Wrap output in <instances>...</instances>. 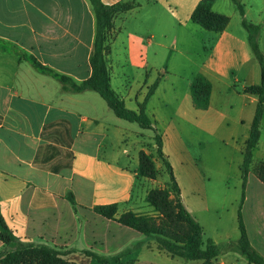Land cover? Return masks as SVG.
I'll return each instance as SVG.
<instances>
[{"label": "crops", "instance_id": "0c3cea01", "mask_svg": "<svg viewBox=\"0 0 264 264\" xmlns=\"http://www.w3.org/2000/svg\"><path fill=\"white\" fill-rule=\"evenodd\" d=\"M204 1L102 0L106 6L134 4V9L113 17V33L126 34L131 56L138 45L146 51L156 47L155 55L161 52L168 61L147 103L156 128L167 124L182 129L188 125L191 106L207 126L223 127L226 136H237L226 144L235 145L243 154L258 104V97L244 89L260 84L261 66L233 0H212V12L230 18L220 33L193 20ZM241 1L246 19L262 25L259 46L264 53V0ZM96 36L97 21L89 0H0V217L15 238L9 246L0 241V253L24 244L46 245L72 249L76 252L71 255L79 260L85 259L83 251H92L107 258L118 256L119 264H205L172 256L117 221L131 211L130 201L139 181L138 162L134 159L135 166L122 164L113 148L105 152L103 148L105 142L113 147L108 142L127 141L122 128L125 120L111 109L116 119L109 117L94 105L90 93L95 91H65L59 81L38 72L30 62L33 56L61 74L84 81L92 76L90 60ZM179 60L188 62L184 74L173 71ZM197 75L212 85L208 110H196L193 104L191 84ZM147 90L140 97L137 92L125 94L134 97L135 110L137 103L144 102ZM155 104L158 110L150 111ZM186 109L189 112L183 113ZM211 114L216 115L213 122L206 120ZM166 132H160L163 149L175 173L172 153L176 145L184 143V137L178 132L170 137ZM71 194L76 208L68 199ZM183 203L205 236V227L184 198ZM111 204L119 206L115 218L93 211ZM241 211L250 242L264 257V193L250 199L249 181ZM208 240L218 247L216 237ZM239 242L222 250L218 247L219 256L208 264H251L240 254ZM89 264L100 263L90 259Z\"/></svg>", "mask_w": 264, "mask_h": 264}, {"label": "rangeland", "instance_id": "374dc122", "mask_svg": "<svg viewBox=\"0 0 264 264\" xmlns=\"http://www.w3.org/2000/svg\"><path fill=\"white\" fill-rule=\"evenodd\" d=\"M110 35L111 39H113L111 45L112 53L109 60L112 85L115 91L119 93L120 98L122 100L125 98L127 107L135 110L134 97H125V94L132 91L137 92L136 97H140L148 86L151 87L158 78H163L161 72L165 70L164 68L168 61L161 52L155 55L156 47L151 51H146L143 46L138 45L136 54L131 56L126 34L117 31L116 35H114L112 29ZM175 64L174 73L184 74L188 70L186 67L188 62L185 60H179ZM172 77L175 78V76ZM175 79L176 81L179 80L178 78ZM90 94L93 95L92 102L94 105L101 110L104 109V114L107 116L116 119L115 112L99 94L95 92ZM155 105L151 106L150 111L158 110V105ZM165 112L170 113L171 111L167 110ZM182 112L188 113L189 111L186 109ZM196 114L197 112L193 111L190 106L188 125L183 126L182 129H178V127L175 129V127L167 124H158L157 126L159 132L165 133L167 131L166 134L169 135L170 133V137L171 133L175 135L177 132L184 137V143L180 146L176 145L174 147L175 153H172L176 168L175 175L184 192V202L205 227L204 240L207 241L210 237H216L218 247L222 250L227 245L237 244L241 237L238 229V213L240 209L239 203L242 199V167L245 150L242 154L238 148L234 147L235 145L228 146L226 142H232L233 139L237 140V136L232 138V135L226 136V130L223 127L213 129L207 126V122ZM215 119V114L206 117V120L212 122ZM105 120L108 119L105 118ZM122 123V128L127 134V141L123 143L108 142L113 147L107 146V142H105L103 151L113 148L114 152L120 155L122 164L127 163L135 166L136 162L134 159L137 160L139 181L134 188V194L130 201V212L154 218L156 223L160 224L161 221L167 218L163 211H158L150 204L151 193L161 190L166 194L163 201L165 205L161 208L163 210H171L177 213L178 206L164 161L157 151V145L154 140L155 134L149 129L140 127L137 123H131L126 120L122 121ZM239 135L242 136L243 133L240 132ZM240 144L241 142H238V145ZM141 151H144L148 157V163L145 162L146 166L143 165L145 171L139 168V154ZM251 167L248 177L249 198L255 199L260 193H264V184L260 179V176H264V143L262 142L254 150V160ZM225 233H227V236L224 238L223 235ZM148 238L151 245L165 250L162 249L161 244L166 242L163 238L156 236ZM22 246H26V244ZM60 251L68 254L74 250L66 248ZM165 251L169 253L167 250ZM175 252L177 257L182 258L180 253L182 254L183 251L180 246L175 248ZM69 257L75 256L69 254ZM117 257L115 256L114 258ZM119 261L118 259L114 263L119 264ZM189 263L194 262L190 261Z\"/></svg>", "mask_w": 264, "mask_h": 264}, {"label": "trees", "instance_id": "16d2710c", "mask_svg": "<svg viewBox=\"0 0 264 264\" xmlns=\"http://www.w3.org/2000/svg\"><path fill=\"white\" fill-rule=\"evenodd\" d=\"M94 9L97 21V36L93 47L90 64L92 67V76L84 81H77L74 78L61 74L54 69L43 65L35 57H30L32 66L40 73L48 75L59 81L63 89L68 92L82 93L85 91L97 92L115 112L120 119L131 123H137L144 129L154 132V140L157 145L159 156L163 159L167 173L172 185V190L176 195L178 212L171 210H163L165 203L163 202L166 194L161 190L151 193L150 204L158 211L164 212L167 219L160 224L156 223L154 218H148L140 214L128 212L123 214L117 221L146 237H160L166 242L161 243L162 249L167 250L171 255L176 256L175 248L181 247L183 253L180 257L190 261H203L205 264L210 263L219 256V249L212 240H204L203 227L193 218L183 203L182 191L176 179L173 166L169 157L164 153L163 135L154 125V121L147 113V103L154 95L159 86V79L148 89V93L143 103L138 104V110L129 109L124 100L120 98L118 93L112 87V79L110 73L109 56L111 55V31L113 29V17L117 13L128 12L134 9V4L119 3L114 6H106L102 0H89ZM242 17V23L249 35V43L253 49L255 57L261 66V82L258 85L248 86L244 89L247 94L258 97L255 117L251 126L250 136L246 142L244 152V162L242 167V202L238 213L239 230L241 233L239 242V252L251 264H264V257L256 251L250 242L247 228L242 215V205L245 201L246 187L248 177L254 160V150L257 148L261 140V123L264 117V53L259 46V36L262 25H254L246 19L244 4L241 0H233ZM212 0L202 2L193 15V20L198 22L204 29L220 33L226 29L230 22L229 17H221L215 15L212 10ZM191 94L194 107L198 110H208L212 94L211 83L202 75H197L191 84ZM140 170L145 171L148 157L144 151L139 154ZM146 162V163H145ZM139 171V170H138ZM264 183V176H260ZM74 208L77 202L73 194L68 197ZM119 206L117 204L102 205L94 208V212L108 219L115 218L118 213ZM0 241L9 246L15 242L14 235L10 228L6 225L3 218L0 217ZM70 253L62 251L46 245H20L18 248L8 252L0 253V264H89L90 259H96L100 264H115L119 259L107 258L92 251H83L85 259L69 257Z\"/></svg>", "mask_w": 264, "mask_h": 264}]
</instances>
